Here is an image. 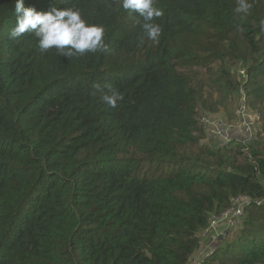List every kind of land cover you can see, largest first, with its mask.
I'll use <instances>...</instances> for the list:
<instances>
[{"label": "trees", "instance_id": "trees-1", "mask_svg": "<svg viewBox=\"0 0 264 264\" xmlns=\"http://www.w3.org/2000/svg\"><path fill=\"white\" fill-rule=\"evenodd\" d=\"M248 3L156 0L153 41L121 0H25L104 26L107 51L69 60L33 33L10 39L15 0H0V264H189L240 194L241 229L201 264H264V154L203 143L194 84V69L249 64L264 118V0ZM95 84L123 99L107 106Z\"/></svg>", "mask_w": 264, "mask_h": 264}, {"label": "clouds", "instance_id": "clouds-1", "mask_svg": "<svg viewBox=\"0 0 264 264\" xmlns=\"http://www.w3.org/2000/svg\"><path fill=\"white\" fill-rule=\"evenodd\" d=\"M155 5L156 0H121L125 11L143 17V28L148 39L158 41L163 29L153 21L163 15V10ZM250 8L248 0H237L235 11L246 14ZM14 11L16 24L9 32V38L15 40L25 33H33L41 53L55 49L60 56L70 60L88 53L107 51L104 26L88 22L79 8L54 7L48 11H37L34 7H27L25 0H15ZM94 89L109 107L115 108L118 101L123 99L122 93L111 85L95 84Z\"/></svg>", "mask_w": 264, "mask_h": 264}, {"label": "rangeland", "instance_id": "rangeland-1", "mask_svg": "<svg viewBox=\"0 0 264 264\" xmlns=\"http://www.w3.org/2000/svg\"><path fill=\"white\" fill-rule=\"evenodd\" d=\"M248 66L249 64L244 66L246 70ZM194 72L196 77L194 84L200 90V99L198 104L199 122L201 117L204 115L214 119H222L227 122L235 121L238 103L242 98V90H244L247 95L250 110L253 112H260L250 104L251 97L248 95L249 88L242 86V84L245 83L248 78L242 76L237 68V64H235L234 61L225 62L224 64L215 63L210 69L198 68L194 69ZM230 82L231 84L239 83V90L229 86ZM262 94H264V90L262 91ZM260 115H262V112ZM253 132V136L251 137L250 133L235 127L234 130L230 131L233 140L228 144H242L244 155H249L250 148L253 146L264 154V118L261 117V120L258 122ZM202 142L209 146H219L222 144L218 139L210 136L206 130L205 137L203 138ZM213 215L214 214H212L211 217ZM241 227L226 234L224 236V240L228 237L230 239L233 235V232L240 230ZM218 232L219 230L217 229L213 233L216 234ZM220 239L221 238H219L214 243L213 251L211 253H213L219 245L224 244L223 240L220 241ZM206 245L207 240H202L201 238V248L194 253L189 264H201L203 262L204 258L207 256L205 253H203Z\"/></svg>", "mask_w": 264, "mask_h": 264}, {"label": "built area", "instance_id": "built-area-1", "mask_svg": "<svg viewBox=\"0 0 264 264\" xmlns=\"http://www.w3.org/2000/svg\"><path fill=\"white\" fill-rule=\"evenodd\" d=\"M244 66L245 65L242 62L237 63L239 72L242 76L249 79L248 68L246 70ZM245 83H243L242 86L245 87ZM260 120V113L250 110L247 95L245 91L242 90V98L238 103L235 121L227 122L222 119H214L204 115L201 117L199 123L204 127L210 136L218 139L222 143L220 146H224L228 145V143L233 140L230 131L234 130L235 127L250 133V136L252 137L254 133L253 131ZM252 202L253 198L250 195L240 194L232 198V205L230 207L220 213H213L214 215L210 218L208 227L203 229L200 233L202 240H207V245L205 246L203 253L209 255L213 251L214 243L219 238L225 236L226 231L242 226L245 212ZM257 202L260 203L261 201ZM217 229L219 232L216 234L213 233Z\"/></svg>", "mask_w": 264, "mask_h": 264}]
</instances>
